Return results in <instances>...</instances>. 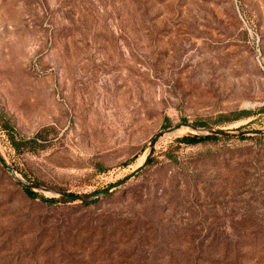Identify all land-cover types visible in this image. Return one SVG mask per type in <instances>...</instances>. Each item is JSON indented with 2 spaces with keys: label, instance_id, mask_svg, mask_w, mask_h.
<instances>
[{
  "label": "rangeland",
  "instance_id": "374dc122",
  "mask_svg": "<svg viewBox=\"0 0 264 264\" xmlns=\"http://www.w3.org/2000/svg\"><path fill=\"white\" fill-rule=\"evenodd\" d=\"M261 107L264 0H0V153L33 180L94 193L159 131ZM7 131L45 147L19 153ZM185 134L91 206L0 170V264H264V139Z\"/></svg>",
  "mask_w": 264,
  "mask_h": 264
},
{
  "label": "water",
  "instance_id": "95a60500",
  "mask_svg": "<svg viewBox=\"0 0 264 264\" xmlns=\"http://www.w3.org/2000/svg\"><path fill=\"white\" fill-rule=\"evenodd\" d=\"M179 131H186L187 134H191L197 137H214V138H224V139H247L254 137H264V128L262 129H221V128H205L199 127L190 122H180L174 126L165 128L159 131L149 142L146 150L145 156L141 164H139L130 174L125 178L121 179L115 184L109 187L94 192L90 194H71L65 193L60 190L52 189L46 186L37 184L22 174H20L16 169H14L10 164H8L5 158L0 153V167L5 173H7L14 182L22 186L23 188L33 192L34 194L40 195L46 200H54L60 203L67 204H90L97 200L103 199L104 197L114 193L116 190L127 186L131 181L135 180L142 172H144L150 165L154 152L163 140L164 137L173 135ZM185 134V135H187Z\"/></svg>",
  "mask_w": 264,
  "mask_h": 264
},
{
  "label": "trees",
  "instance_id": "16d2710c",
  "mask_svg": "<svg viewBox=\"0 0 264 264\" xmlns=\"http://www.w3.org/2000/svg\"><path fill=\"white\" fill-rule=\"evenodd\" d=\"M257 114H264V107L259 108L257 111H253V110H240L238 112H233L230 115H222L220 116L218 119L212 121V122H195L194 124L199 126V127H205V128H221V129H229L228 126L232 125L236 122L239 121H243V120H248L253 118L254 116H256ZM256 120H253L251 122H249L246 125L240 126L237 129L238 130H246L249 129V126L251 124H253ZM187 122V121H186ZM7 133L9 134V139L11 141L12 147L14 148L15 151L20 152H25L26 150H38V149H43L45 146L39 142V140H41V136L37 135L34 138H17V136L13 133V132H9L7 131ZM39 139V140H38ZM264 137H254V138H248V139H239L238 141H258V140H263ZM43 140V139H42ZM209 141H231V139H224V138H214V137H209V138H205V137H197L191 134H187L184 135L180 138H177L175 140L176 143H178L179 145H186V146H195L198 145L200 143H205V142H209ZM170 159H175L173 156H170ZM154 163V156L152 157L150 166ZM14 168L18 171L19 168L15 167ZM0 170L2 172L3 169L0 167ZM100 171H105L102 167H100ZM21 172V171H20ZM5 173V172H4ZM7 174V173H5ZM24 177H26L29 180L34 181L37 184H40L42 186H46L52 189H56V190H60L62 192L65 193H71V194H78V193H72L66 189L63 188H58V187H54V186H49L46 183L39 181V180H33L32 178H30L27 174L23 173ZM8 175V174H7ZM19 186V185H18ZM20 188L23 189V191L25 192V194H27L29 197L31 198H35V199H39L45 203H50V204H63V205H71V204H67V203H60L54 200H46L43 197H41L40 195L34 194L33 192L23 188L22 186H19ZM101 200V199H100ZM100 200H97L93 203L90 204H73V205H80V206H91V205H95L97 204Z\"/></svg>",
  "mask_w": 264,
  "mask_h": 264
}]
</instances>
